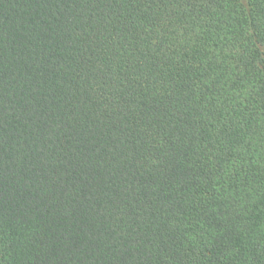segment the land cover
<instances>
[{"label": "trees", "instance_id": "trees-1", "mask_svg": "<svg viewBox=\"0 0 264 264\" xmlns=\"http://www.w3.org/2000/svg\"><path fill=\"white\" fill-rule=\"evenodd\" d=\"M0 264H264V0H0Z\"/></svg>", "mask_w": 264, "mask_h": 264}]
</instances>
